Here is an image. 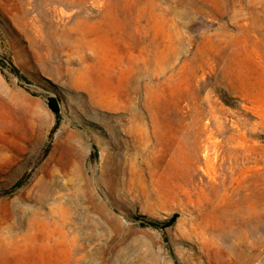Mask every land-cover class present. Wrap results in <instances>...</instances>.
<instances>
[{
    "label": "rangeland",
    "instance_id": "1",
    "mask_svg": "<svg viewBox=\"0 0 264 264\" xmlns=\"http://www.w3.org/2000/svg\"><path fill=\"white\" fill-rule=\"evenodd\" d=\"M110 2L0 0V264H264V0Z\"/></svg>",
    "mask_w": 264,
    "mask_h": 264
},
{
    "label": "bare ground",
    "instance_id": "2",
    "mask_svg": "<svg viewBox=\"0 0 264 264\" xmlns=\"http://www.w3.org/2000/svg\"><path fill=\"white\" fill-rule=\"evenodd\" d=\"M92 1H93V3L91 4L92 9H95V7L101 6V4H105V0H92ZM106 1L108 2L107 5H109V7H111L112 6V4L110 2L111 0H106ZM114 18L115 17H113V15L112 16H110V15L108 16V13H106L105 15L100 13V14H98L96 16H91V17L90 16H87V19H89L90 21H94L95 23H97V24H99L101 26L102 25H105L107 23L109 24V22H112L111 20H114Z\"/></svg>",
    "mask_w": 264,
    "mask_h": 264
},
{
    "label": "trees",
    "instance_id": "3",
    "mask_svg": "<svg viewBox=\"0 0 264 264\" xmlns=\"http://www.w3.org/2000/svg\"><path fill=\"white\" fill-rule=\"evenodd\" d=\"M49 105H50V108L52 109L53 112L58 111L57 106H56V102L54 100L50 99Z\"/></svg>",
    "mask_w": 264,
    "mask_h": 264
}]
</instances>
